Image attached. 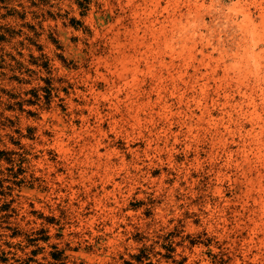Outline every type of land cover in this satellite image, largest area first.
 <instances>
[{
  "label": "rangeland",
  "instance_id": "374dc122",
  "mask_svg": "<svg viewBox=\"0 0 264 264\" xmlns=\"http://www.w3.org/2000/svg\"><path fill=\"white\" fill-rule=\"evenodd\" d=\"M0 264H264V0H0Z\"/></svg>",
  "mask_w": 264,
  "mask_h": 264
}]
</instances>
